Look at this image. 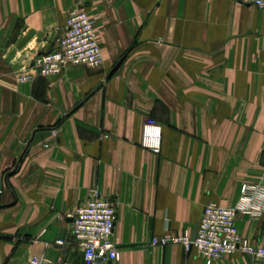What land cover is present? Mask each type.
<instances>
[{"label": "crops", "instance_id": "crops-1", "mask_svg": "<svg viewBox=\"0 0 264 264\" xmlns=\"http://www.w3.org/2000/svg\"><path fill=\"white\" fill-rule=\"evenodd\" d=\"M78 7L95 18L103 66L31 71ZM148 118L162 126L159 153L140 144ZM263 176L264 10L234 0H0V264H85L72 215L94 188L117 204L112 264H205L155 239L195 235L208 203L236 208L243 184ZM236 228L264 240L262 193Z\"/></svg>", "mask_w": 264, "mask_h": 264}, {"label": "built area", "instance_id": "built-area-1", "mask_svg": "<svg viewBox=\"0 0 264 264\" xmlns=\"http://www.w3.org/2000/svg\"><path fill=\"white\" fill-rule=\"evenodd\" d=\"M264 10V0H234ZM104 64L96 30L95 18L84 8L78 7L67 19L60 37L52 50L36 55L29 69L45 78H55L71 67L98 69ZM29 76L24 77V79ZM141 146L154 153L162 147V126L148 118L142 129ZM264 195V176L258 185L242 186V201L236 208H226L215 201L203 211L196 234L167 233L155 239L159 245L181 244L188 252L195 251L205 264H213L223 256L243 253L251 258V264H264V240L251 242L242 237L236 228L240 215L252 208L258 194ZM118 219L117 204L113 199L92 189L90 198L77 207L72 215V233L84 252L85 264H112L120 259L114 242V230ZM64 245V239L56 241ZM24 264H56L40 256H33Z\"/></svg>", "mask_w": 264, "mask_h": 264}, {"label": "water", "instance_id": "water-1", "mask_svg": "<svg viewBox=\"0 0 264 264\" xmlns=\"http://www.w3.org/2000/svg\"><path fill=\"white\" fill-rule=\"evenodd\" d=\"M125 58H126V55L117 63V65L114 67V69L111 71V73L109 74V77H108V79L109 78H111L114 74H115V72L119 69V67L122 65V63L124 62V60H125Z\"/></svg>", "mask_w": 264, "mask_h": 264}]
</instances>
